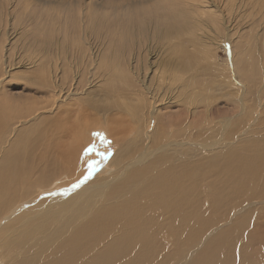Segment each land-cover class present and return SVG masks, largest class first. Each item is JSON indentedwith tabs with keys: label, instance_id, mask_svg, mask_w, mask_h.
<instances>
[{
	"label": "bare ground",
	"instance_id": "obj_1",
	"mask_svg": "<svg viewBox=\"0 0 264 264\" xmlns=\"http://www.w3.org/2000/svg\"><path fill=\"white\" fill-rule=\"evenodd\" d=\"M55 1L0 29V264H264V29L236 17L264 0ZM220 30L232 74L197 89Z\"/></svg>",
	"mask_w": 264,
	"mask_h": 264
},
{
	"label": "rangeland",
	"instance_id": "obj_2",
	"mask_svg": "<svg viewBox=\"0 0 264 264\" xmlns=\"http://www.w3.org/2000/svg\"><path fill=\"white\" fill-rule=\"evenodd\" d=\"M53 0H19V2H18V4L16 3L15 4V6L18 8V10H16L17 8L14 6V5H12V6H10V5H8V2L6 1H4L3 2V6H6V8H5V10L7 9V11H5V10H3L2 8V11H1V19H0V29L2 30V32H4L5 34H6V36H8V34L10 35V37H12V40H14V41H16L17 42V44H20V45H22V41H23V38H24V32L25 31H23V29L21 28V27H23V26H25V28L26 27H30V26H27V25H30V23L32 22V19H33V17H37V18H39V19H42L43 17H44V15H45V18H48V17H51V16H56V14L58 13L59 14V11L61 10V7H60V5H59V2L58 1H55V2H52ZM153 1V0H152ZM156 0H154L153 2H155ZM2 2V1H1ZM26 2V3H25ZM6 5H5V4ZM23 5H22V4ZM96 3H99V1L97 0H81V6H71L70 7V9L69 10H71L73 13L76 11V10H79L82 6H87V5H89L90 4V6H91V8L92 7H94V5L96 4ZM24 4H25V6H24ZM50 4V5H49ZM148 5L150 4V3H147ZM74 5V4H73ZM19 6V7H18ZM23 6V7H22ZM139 7L141 6V4H139L138 5ZM10 7V8H9ZM15 9H14V8ZM53 7V8H52ZM75 7V8H74ZM249 7V8H248ZM252 6H246L245 8H242V12L241 11H238V12H240V14L239 15H237L236 17H237V19H239V23L242 25V24H244L245 26L247 25V28H249V30H252L253 32L255 31V32H263L264 30V23H262V22H264V13H262L260 10H259V8H255V10H254V7H252ZM27 8V9H26ZM44 10H43V9ZM11 9H12V11H11ZM22 11H20V10ZM56 9V10H55ZM250 9V10H249ZM251 9L253 10V11H251ZM10 10V11H9ZM14 10V11H13ZM15 10L17 11V12H21V13H17V12H15ZM244 10H246V11H244ZM260 11V13H259V11ZM37 11H39V12H37ZM48 11V13H46ZM251 11V12H250ZM3 12V13H2ZM10 12L12 13V14H10ZM36 12V13H35ZM50 12V13H49ZM248 12H250L251 14H252V16H251V14H248ZM257 12V13H256ZM21 15L22 16V19L20 20V22L18 21V22H14L15 21V15ZM40 13H41V15H40ZM53 13V14H52ZM243 15H242V14ZM6 14H8L7 16H6ZM47 14H48V16H47ZM254 14V15H253ZM256 14V15H255ZM2 15H4V17L2 16ZM245 15V16H244ZM262 15V16H261ZM39 16V17H38ZM47 16V17H46ZM241 16H242V18H241ZM243 16H244V18L245 19H243ZM258 16V17H257ZM8 19L7 21H6V19ZM13 18V19H12ZM250 18V19H249ZM259 18V19H258ZM260 18H261V20H260ZM44 19V18H43ZM247 19V20H246ZM252 19V20H251ZM5 20V22H3ZM24 22H23V21ZM2 21V22H1ZM258 21V22H257ZM259 21L261 22V23H259ZM11 22V23H10ZM22 22V23H21ZM27 22V23H26ZM238 22V21H237ZM244 22V23H243ZM246 22V23H245ZM254 22V23H253ZM6 23V25L4 26V24ZM10 23V24H9ZM16 24V25H13V24ZM25 24V25H24ZM259 24V25H258ZM3 25V26H2ZM31 25H32V23H31ZM241 25H239V26H241ZM243 25V26H244ZM238 26V27H239ZM6 28V30L4 29V28ZM3 28V29H2ZM12 28V29H11ZM17 28H18V31H17ZM25 28H24V30H25ZM209 29H212L211 31L213 32V28H211V27H208ZM206 29L208 32L207 33H210L211 31L209 30V29ZM240 28V27H239ZM251 28V29H250ZM259 28H261V30H259ZM241 29V28H240ZM4 30V31H3ZM9 30V31H8ZM14 32H13V31ZM242 30V29H241ZM258 30V31H257ZM263 30V31H262ZM221 31V33H220V35H221V37H220V35H219V38H216L217 40H216V45L214 46H212L211 45V55H212V57L213 58H215L214 59V62H213V60H211V59H209L208 57L206 58V57H204L203 56V54H201V56L198 54V59L196 58L197 56H195V60H196V62H195V69L197 68V79H199V77H200V79H199V81H198V83H197V85H196V88L198 89V88H200L201 86H207V84H211L212 83V81H213V79H215V80H217V78L218 79H222V77L220 76V77H217L216 78V75H215V72L214 71H216V69L218 68L220 71H225L224 73V75H226V76H230V74H232L231 72H230V70H231V68H232V58H231V54H232V47H231V43H229L228 41H224V39H226V38H224V37H222L223 35H224V31L223 30H220ZM10 32H11V34H13V35H11L10 34ZM254 32V33H255ZM8 33V34H7ZM17 34V35H16ZM19 34V35H18ZM210 34H213V33H210ZM16 36H18V37H16ZM225 36V35H224ZM14 37V38H13ZM16 37V38H15ZM230 37V36H229ZM220 39V42L218 41ZM244 39H247V37H245ZM220 43V45H219V43ZM236 44H238V42H236ZM252 44H254L253 42H252ZM217 45H219V46H217ZM236 46H237V49H241L238 45H233V49L234 48H236ZM190 47H192V49L191 50H194V48H196V49H200L201 48V46H198V47H193V46H190ZM200 47V48H199ZM218 47V48H217ZM231 47V48H230ZM231 50V51H230ZM251 50H252V48H251ZM199 52V51H198ZM214 52V53H213ZM231 52V53H230ZM213 53V54H212ZM214 55H215V57H214ZM255 56V55H254ZM227 57V58H226ZM256 57V56H255ZM160 58V57H159ZM230 58V59H229ZM217 59V60H216ZM210 60H211V62H210ZM209 61V62H208ZM224 62V63H223ZM199 64V65H198ZM245 64L246 65H249L250 66V63L248 64V63H246L245 62ZM203 66V67H202ZM202 68V69H201ZM210 69V70H209ZM219 71V72H220ZM202 73V74H201ZM199 75V76H198ZM204 75V76H203ZM99 77V76H98ZM205 78V82L204 83H206L205 85H204V83H203V81H204V78ZM213 77V78H212ZM232 77V76H231ZM100 78V77H99ZM209 78V79H208ZM259 78V77H258ZM207 79L210 81L211 79V81L210 82H208L207 81ZM17 80H19V81H17ZM17 80H16V78H14L12 81L11 80H8L7 82H8V84L7 85H5L6 87H7V89L11 92V94H12V96H18V95H20V93H23V96H21V97H24V98H26V97H34V96H32V95H36V94H34V88L33 87H35V86H29L28 87V80H26L25 79V77H24V75H22V76H18L17 77ZM260 82H258V83H261V80H259ZM13 82H16V83H13ZM18 83V84H17ZM19 83H21V84H19ZM254 83V82H253ZM198 84H199V86H198ZM202 84V85H201ZM255 84V83H254ZM257 85V84H256ZM100 86H103V85H100ZM99 86V87H100ZM95 88H98V87H95ZM31 89V90H30ZM227 88H222V90L224 91V90H226ZM22 91V92H21ZM30 93V94H29ZM27 95V96H26ZM103 135H104V132H103ZM99 139H100V137H99ZM101 140V139H100ZM102 141V140H101ZM110 146V145H109ZM109 146H108V149H109V151H111L112 149H113V146H110V148H109Z\"/></svg>",
	"mask_w": 264,
	"mask_h": 264
},
{
	"label": "snow or ice",
	"instance_id": "obj_3",
	"mask_svg": "<svg viewBox=\"0 0 264 264\" xmlns=\"http://www.w3.org/2000/svg\"><path fill=\"white\" fill-rule=\"evenodd\" d=\"M94 135L99 136L100 139L106 143H110V141H106L104 135L102 133H94ZM95 144L90 145L88 149L85 150V154H87L88 152L92 151L95 149ZM97 155L103 157V158H107V156L109 155V153H97ZM98 163V161L92 160V161H88L87 163V167H88V175H91L93 171H95V168L93 167L94 165H96ZM85 179H87V176L85 177ZM79 184L77 183L76 185H73V187H78Z\"/></svg>",
	"mask_w": 264,
	"mask_h": 264
}]
</instances>
